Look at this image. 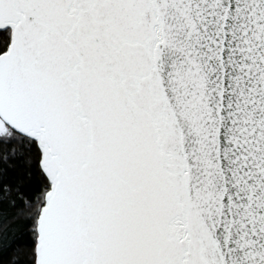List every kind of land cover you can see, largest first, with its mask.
<instances>
[{"label": "snow or ice", "instance_id": "1", "mask_svg": "<svg viewBox=\"0 0 264 264\" xmlns=\"http://www.w3.org/2000/svg\"><path fill=\"white\" fill-rule=\"evenodd\" d=\"M0 264H264V0H0Z\"/></svg>", "mask_w": 264, "mask_h": 264}]
</instances>
